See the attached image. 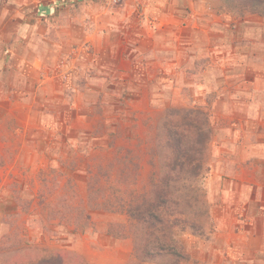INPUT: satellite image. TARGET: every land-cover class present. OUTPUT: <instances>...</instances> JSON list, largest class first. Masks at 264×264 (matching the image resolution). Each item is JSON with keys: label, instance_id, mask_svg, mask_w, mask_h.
<instances>
[{"label": "rangeland", "instance_id": "1", "mask_svg": "<svg viewBox=\"0 0 264 264\" xmlns=\"http://www.w3.org/2000/svg\"><path fill=\"white\" fill-rule=\"evenodd\" d=\"M228 2L235 1L84 0L51 18L44 44L38 38L27 54L20 42L18 67L8 64L0 76V264L16 256L23 262L60 253L71 264L81 263L73 250L75 235L67 231L59 242L42 239L43 217L27 227L33 196L46 193L44 179L53 177L45 170H58L62 158L74 165L83 154L88 160L80 166L95 169L111 164L114 148L131 153L147 182L154 171L149 148L166 116L150 101L155 87L161 105L174 97L186 108H203L214 129L204 180L211 220L203 234L180 236L187 252L195 237L209 240L225 210L237 207L232 215L247 220L244 207L252 200L247 172L259 168L256 176L264 175V28L243 24L264 16L233 10ZM106 16L117 21L106 25ZM91 35L102 41L90 44ZM249 71L259 74L256 81ZM223 76L226 82L217 84ZM26 92L31 99H6ZM243 182L245 194L237 199ZM80 190L86 191L84 183ZM10 208L14 213L1 215ZM55 242L62 247L56 254L49 251ZM132 246L127 264L134 258ZM57 259L46 264H59ZM190 261L189 256L181 264Z\"/></svg>", "mask_w": 264, "mask_h": 264}, {"label": "trees", "instance_id": "2", "mask_svg": "<svg viewBox=\"0 0 264 264\" xmlns=\"http://www.w3.org/2000/svg\"><path fill=\"white\" fill-rule=\"evenodd\" d=\"M234 1L228 2L233 10L264 16V0ZM213 135L209 112L203 108L167 109L149 148L154 171L144 183L140 164L121 148L111 147L115 154L111 164L95 169L80 166L88 160L83 154H77L74 165L62 158L58 170H45L53 178L44 179L46 193L33 196L27 227L36 217H43L41 227L46 232L58 225L75 236L91 233L132 239L135 254L129 264H181L189 256L180 236L203 234L211 220L204 180ZM67 175L84 178L86 191L76 185L75 176L63 184ZM23 258L21 262L16 256L11 264H46L57 258L59 264L72 261L61 253Z\"/></svg>", "mask_w": 264, "mask_h": 264}, {"label": "crops", "instance_id": "3", "mask_svg": "<svg viewBox=\"0 0 264 264\" xmlns=\"http://www.w3.org/2000/svg\"><path fill=\"white\" fill-rule=\"evenodd\" d=\"M83 1L84 0H0V76L5 75L7 70L6 66L8 64L18 67L14 59L18 57V45L21 41L26 44L24 47L27 50V54L29 50H32L34 42L38 38H40L42 44H44V40L48 41L47 39L50 36L49 23L51 18L59 15L61 10L73 8L76 4H80ZM121 19L124 21L125 18ZM104 21H106V25H108L117 20L112 16H106ZM243 25H247L246 27L249 30L253 29L259 31L264 28V21L261 18H256V20H245ZM87 40L90 41V44L94 45L102 41L101 37H97V35H91ZM46 45L47 47L49 46L48 42H46ZM232 48L236 49L237 47L233 45ZM186 50L187 47L184 46L182 51ZM22 61L23 60H20L19 62ZM121 61L124 63L123 60ZM28 62L27 59L23 61V63ZM122 65L123 64H120L121 68ZM41 66L42 64H38L35 67L39 68ZM250 74L253 73L250 72ZM252 76L254 81H256L259 74L255 72ZM262 77L264 79V76ZM157 79L158 78H156L157 82H154L155 86L159 84ZM127 80L133 82L134 78H128ZM254 81L249 80V84L252 82L255 83ZM225 82L226 78L223 76L222 80L218 81L217 84L223 85ZM170 83L173 84L172 87L178 88L175 80L170 79ZM155 92L156 87L154 92H152L150 101L153 102L152 106L154 108H156V106L159 108L158 113H161L163 118L166 115L167 109L171 106L178 105V107H187L178 102L176 104L174 97L172 102L169 100V103L161 105L162 98H158L157 96L160 95ZM131 94L132 93L128 92L126 96H131ZM15 96L16 97H9L6 99L23 101L32 98L31 94L27 92L25 96ZM126 99H129V97H126ZM150 125L149 133L151 132V137H153L155 129L152 124ZM259 171V168H254V171L249 172V174L247 172V177H249L250 182H248L246 186L251 189L252 197V200L244 207V217H247V220L240 221L237 215L236 218L235 215H232V213L235 214L237 207L232 208V210L228 212L225 210V215L222 214L221 217H218V222H220L218 223L217 231L211 232L209 240L203 241L195 237L194 243L188 246L189 250L187 253L191 258L189 264H264V175L262 177H257L256 175ZM74 176V178H76V185H78L79 189H82L83 183L86 186V180L84 178H79L76 175ZM70 177L71 176L67 177V180ZM64 179L66 180V177ZM259 179L262 180V184L256 182ZM242 185H245V183H239V189L236 194L237 199L243 197L245 194L244 190H242ZM6 213L10 214L14 212L13 209L10 208L4 210V212L2 211L1 215H5ZM2 224L3 223L0 221V230L2 229ZM51 229L52 231L46 232V235H42V239L53 238L57 242L66 240L65 237L62 236L67 232L65 227L63 228L55 225L51 227ZM132 244L133 242L130 238L116 240L104 234L95 236L77 235L74 239L75 246L73 250H75V252L77 251L86 264H127L132 257ZM55 245L56 242L49 248V251H54V254L62 249L61 246Z\"/></svg>", "mask_w": 264, "mask_h": 264}]
</instances>
